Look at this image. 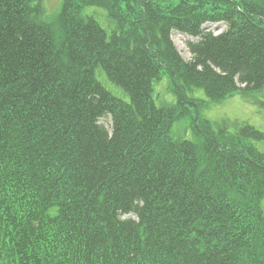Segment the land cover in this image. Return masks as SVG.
<instances>
[{
	"label": "trees",
	"instance_id": "1",
	"mask_svg": "<svg viewBox=\"0 0 264 264\" xmlns=\"http://www.w3.org/2000/svg\"><path fill=\"white\" fill-rule=\"evenodd\" d=\"M60 3L0 0V264H264V132L214 130L186 93L261 91L264 0Z\"/></svg>",
	"mask_w": 264,
	"mask_h": 264
},
{
	"label": "rangeland",
	"instance_id": "2",
	"mask_svg": "<svg viewBox=\"0 0 264 264\" xmlns=\"http://www.w3.org/2000/svg\"><path fill=\"white\" fill-rule=\"evenodd\" d=\"M42 3L47 17L55 14L61 5L60 0H42ZM101 23L105 26V22L103 23L101 21ZM204 28L211 30L215 34H219V32L225 29L224 25L220 23H208L204 25ZM171 40H173L175 48L179 51L181 57L184 60H188L191 54L186 47V43L187 40L193 39L179 32H174L172 33ZM162 71L164 72V69ZM95 74L100 83L110 90L113 95L119 96L124 101L129 99V96L124 93L122 88L112 83L101 69H97ZM153 84L155 105L158 106L175 102L176 97L170 91L167 74H164L160 80L153 82ZM186 93L188 98H193L197 103L203 101L204 104L199 109L200 119L208 120L214 130L226 126L229 131L233 132L237 125L249 123L264 132V87H262L261 91L254 90L247 94L234 93L232 96L222 99L219 103L207 102L208 98L201 87H191L186 90ZM190 107L193 112L195 107L192 104H190ZM197 120L196 116L195 121ZM100 123L105 128H108L106 120H102ZM172 126L170 136L175 139L195 140L197 138V135L194 134L193 128L190 125L189 118H181L180 121L175 122ZM254 145L260 151H264V140L256 141ZM261 207L264 209V201H262Z\"/></svg>",
	"mask_w": 264,
	"mask_h": 264
}]
</instances>
